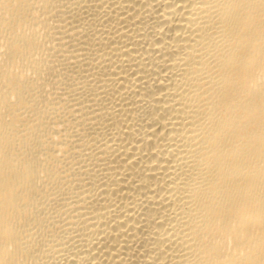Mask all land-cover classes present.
Wrapping results in <instances>:
<instances>
[{
    "label": "bare ground",
    "instance_id": "6f19581e",
    "mask_svg": "<svg viewBox=\"0 0 264 264\" xmlns=\"http://www.w3.org/2000/svg\"><path fill=\"white\" fill-rule=\"evenodd\" d=\"M0 264H264V0H0Z\"/></svg>",
    "mask_w": 264,
    "mask_h": 264
}]
</instances>
